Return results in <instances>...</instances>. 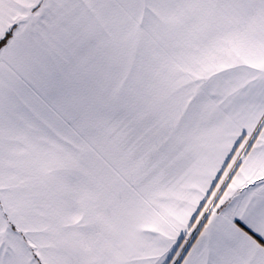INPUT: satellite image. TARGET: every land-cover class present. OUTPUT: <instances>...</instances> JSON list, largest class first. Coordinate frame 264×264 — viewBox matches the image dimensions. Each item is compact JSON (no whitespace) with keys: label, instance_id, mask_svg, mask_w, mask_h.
Returning <instances> with one entry per match:
<instances>
[{"label":"snow or ice","instance_id":"snow-or-ice-1","mask_svg":"<svg viewBox=\"0 0 264 264\" xmlns=\"http://www.w3.org/2000/svg\"><path fill=\"white\" fill-rule=\"evenodd\" d=\"M0 264H264V0H0Z\"/></svg>","mask_w":264,"mask_h":264}]
</instances>
